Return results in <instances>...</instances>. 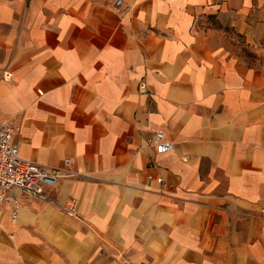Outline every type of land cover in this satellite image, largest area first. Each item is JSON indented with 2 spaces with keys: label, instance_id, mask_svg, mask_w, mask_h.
I'll use <instances>...</instances> for the list:
<instances>
[{
  "label": "crops",
  "instance_id": "crops-1",
  "mask_svg": "<svg viewBox=\"0 0 264 264\" xmlns=\"http://www.w3.org/2000/svg\"><path fill=\"white\" fill-rule=\"evenodd\" d=\"M0 121L77 203L0 202V264H264V0H0Z\"/></svg>",
  "mask_w": 264,
  "mask_h": 264
},
{
  "label": "built area",
  "instance_id": "built-area-1",
  "mask_svg": "<svg viewBox=\"0 0 264 264\" xmlns=\"http://www.w3.org/2000/svg\"><path fill=\"white\" fill-rule=\"evenodd\" d=\"M120 0H115L118 4ZM9 77V73H4ZM145 89V84H140ZM15 128L5 125L0 121V202L11 205L13 216H16L18 204L16 196L18 192L47 200L63 213L72 216L76 213L77 203L74 199H68L64 204H57L50 200L46 194V188L55 186L58 177L63 170L39 164L22 158L18 147L11 141ZM154 144L157 152H167L173 148V143L163 140V134H154ZM69 162L68 158L64 163ZM161 178H157L160 181Z\"/></svg>",
  "mask_w": 264,
  "mask_h": 264
},
{
  "label": "rangeland",
  "instance_id": "rangeland-1",
  "mask_svg": "<svg viewBox=\"0 0 264 264\" xmlns=\"http://www.w3.org/2000/svg\"><path fill=\"white\" fill-rule=\"evenodd\" d=\"M217 22L215 21V19L212 16H206L204 18H200L198 20L197 23V27H199L201 30H206L208 28H213L216 27ZM229 34L230 35H234L232 32V30H229ZM232 31V32H231ZM237 40V39H236ZM238 42V40H237ZM238 46H241V44H238ZM241 48L243 49L244 52H246L249 56H251L253 54V51L244 47L243 45L241 46Z\"/></svg>",
  "mask_w": 264,
  "mask_h": 264
}]
</instances>
